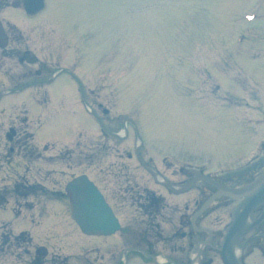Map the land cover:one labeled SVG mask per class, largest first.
<instances>
[{
  "label": "rangeland",
  "instance_id": "obj_1",
  "mask_svg": "<svg viewBox=\"0 0 264 264\" xmlns=\"http://www.w3.org/2000/svg\"><path fill=\"white\" fill-rule=\"evenodd\" d=\"M47 2L49 9L33 20L32 24L42 20H50L55 24L57 35H63L69 40H80L83 34L90 33L92 38L86 43L83 50L86 62L81 68V71L87 75L92 68L90 55L94 53H100V56L104 55L119 35V25L126 20L119 21L114 17L116 14H122L124 8H132L133 10L142 8L148 11L152 6H155L153 11L161 15L172 16L175 20L182 18L191 20L193 17L196 19L206 18V21H203L206 36L212 37L213 45L219 43L221 37H225L228 44V48L225 49L226 53L234 50L233 33L226 32L232 28L229 15L233 11L237 12L240 10L245 12L255 8L254 3L250 5L246 4L247 1L241 3L240 0H210V2L209 0H48ZM198 6L204 7L206 11L192 14ZM133 13L135 15L134 11ZM10 17L17 21L25 20V16L18 11L11 13ZM171 24L172 21L170 20L158 21L157 24H151L146 27L149 30L143 31V33L149 34V36L138 35L134 38L135 41H133L132 37L136 35H126L128 44L132 47L140 45L141 49L138 50L140 57H132L136 63L135 66L132 67L127 78L121 82V97L124 98L127 105L138 104L141 107L145 131L148 135L154 136L156 142L154 146H157L158 150L170 151L179 157L195 159L196 163L207 167L211 171L232 169L243 165L247 161L246 159L257 151L254 148L255 139L264 136V124L255 125L249 122V116L256 115L250 109L233 108L230 110L231 112H241L240 115L235 116L220 104L219 96L224 94L223 90L227 83L225 84L223 82L224 85H218L216 79L213 83L215 84V92L211 91L213 89L212 86L210 87L209 85L207 87V84H205V80H207L206 68H209L208 66L213 65L223 73L233 72L234 76H236L241 71V68L236 62L230 68L224 69L220 64H212V51L203 52L199 57V61L205 66L197 70L202 77L200 80L201 85H203L199 94L194 93V89L191 92L188 91V88L181 84L183 79H180V84L176 85L175 90L170 88L169 81L176 80L178 77L179 73L177 68L175 70V68L170 67L166 73L163 72L160 76H156L155 73H146L149 65V50L147 47L157 37L160 38L158 41L161 44L166 43ZM40 25V28L54 31L52 24L49 22H41ZM192 26L193 24L189 23L187 29ZM256 26H259V22H257ZM180 28L179 21L176 23L173 22V31H178ZM21 29H24V27L21 26ZM208 48L209 46L207 44ZM218 50L221 51V49ZM202 51L203 49H200L199 53ZM41 52L43 58L52 55L44 49ZM59 56L62 57L63 53ZM125 58V56L122 58L118 56L111 64L115 68H119L120 64L125 61ZM53 60L56 61V58ZM93 75H90L91 80L88 86L97 89L96 93L100 94V100L106 105L113 107V110L120 111V109H124L121 104L118 106L115 95L111 90L105 89L104 85H102L105 83V80L102 77L100 78L101 81L98 82L97 80H92ZM192 81L195 82V79L193 78ZM154 82L164 85V94H159L152 90L151 87ZM147 87L151 90L148 97L151 103H147L145 94ZM33 88L38 89L39 92L46 91L44 90L46 88L44 83L40 88L39 86H33ZM48 92L50 97L46 105H43L42 101L34 96H30L28 93L3 98L0 101V122H2L0 130H3L6 126L3 121L10 120L9 118L11 117L13 119L16 115H18L17 118L24 119L25 114L28 120L32 118V121L30 120L32 123L28 128V131L33 136L32 144L34 143V137L37 135L36 140L38 143L53 142L56 145V149H59L63 147V144L69 143L75 137L77 128L84 126L91 128L97 125L88 120L89 115L86 113L80 101L78 84L72 76L63 74L52 87L48 88ZM260 92L264 97V88ZM36 93V91H32L31 89V95H36ZM160 95H166L167 97L161 99L159 97ZM23 105L30 110L29 115L24 111V113L14 111L18 106L19 109H23ZM5 108L8 111H14L15 114L8 119H2L5 115ZM94 109L101 115L100 109L97 107H94ZM166 111L172 112L173 114L165 113ZM37 118L45 121V125L41 130V119L36 120ZM39 130L40 132L38 133ZM27 136H29V133ZM117 142L120 143L115 145L111 143V146H114L113 150L106 151L104 157L117 159L120 157L116 154L117 152L122 153L123 158H127L129 149H132L136 143V137L130 131L128 138L125 136V138L119 141L117 140ZM2 145L3 142L0 143V155L5 153V146L2 147ZM117 148H119V151ZM50 155L51 152L41 151L40 157L44 158L45 162L57 160L55 157H50ZM68 155L71 156L69 168L64 167L63 164L61 168H63L64 172L59 174L51 173L44 175V173H29L26 171L28 177L34 179L32 182L38 183L37 186L43 189L40 193H46L49 190H53L55 194L61 192L60 190L63 189L67 180L83 171L80 159L78 158L79 152H75L73 155L65 152V156ZM1 160L7 163L3 159ZM2 170L3 168L0 167V171ZM0 175L5 174L0 173ZM12 180L13 178L10 174H7L4 179H0V194L4 192L7 188L6 186ZM198 194L197 191L191 190V192L185 193L178 199L180 201L192 200ZM28 201L32 202L20 201L17 205L13 201L12 203L17 208L23 204L26 207L33 206L37 202L41 205L42 202H48L50 200L45 201V198L42 196H35L28 199ZM51 203L54 205L47 208L45 213L42 212V214L39 208L32 211L24 209L21 216L15 214L14 210L9 206L0 209V224H9L13 234H18L23 230L29 231L34 244L45 245L49 249L60 248L72 252L57 249L48 251L49 254L45 264H113L110 261L111 259L109 260V257L106 256L107 254L103 255L101 251L97 252L96 257L93 259L89 253L78 256L74 255L97 246L108 249V240L104 241L96 237L82 235L72 221L66 218L61 202L52 201ZM233 203L226 207L215 203L213 205L214 207L212 206L210 208L211 210L208 211L207 214L209 217L206 220L202 219L200 222L198 219L199 225L209 227L212 230L221 228L230 218V214L238 202L234 201ZM249 217L254 222L259 217V210H255ZM3 231L5 230L0 229V232ZM256 232H264L263 223L258 224L246 236L241 238L238 246L244 244L247 238L251 241L252 238L250 237H253ZM1 239L3 241V238ZM161 246L162 248L159 249L161 252L158 253L159 256H171L179 260L183 259L180 254H170L171 249L170 247L166 249L167 245ZM31 247L33 246L22 243L15 245L12 241H9L7 246H4L3 242L0 244V250L3 254L13 255L9 260L15 258L20 264L27 263L30 254L29 248ZM109 249L111 250V248ZM208 249L205 248L201 251L199 261H204L207 257L206 254H210L215 258L214 264H221V255L216 251L211 249L210 251ZM102 257H104V261L98 262L99 258L101 259ZM248 260H251L252 264H264V260H262L258 253L254 254L252 258H248ZM3 262L12 263L11 261ZM0 264L3 263L0 262ZM114 264H120L119 260L115 261ZM129 264L147 263L135 256L129 260Z\"/></svg>",
  "mask_w": 264,
  "mask_h": 264
},
{
  "label": "flooded vegetation",
  "instance_id": "obj_2",
  "mask_svg": "<svg viewBox=\"0 0 264 264\" xmlns=\"http://www.w3.org/2000/svg\"><path fill=\"white\" fill-rule=\"evenodd\" d=\"M19 0H12L11 4L16 5ZM9 3V0H0V5ZM130 131H134L131 125H129ZM130 131L128 132L130 134ZM115 137L120 138L119 134L116 132H111ZM127 133L126 137H129V134ZM136 134V133H135ZM113 136V137H114ZM18 137V133L16 134V138ZM125 138V137H124ZM119 151V148H117ZM10 151L13 152V148H10ZM134 153L136 152L138 158L132 157V154L129 151L128 153V160L131 162L130 164L122 162L120 164V161L123 159L118 157L114 161H107L103 158H99V164L103 167H100V171L102 174L101 184L106 187V184L108 183L107 179L104 178L105 174H112L114 176L119 177L122 182L118 184L119 194L127 195L132 203L134 204L131 208L130 213H135L137 215L136 222L132 221L133 225H136L143 217L144 215L148 217L149 223L148 227L143 232L141 241H152L150 228L153 227L152 224H155V227H157V224L154 221H151L154 208L155 218H158L159 215L156 216V213H161L167 220V212L169 207L173 209V213H177L179 210H182L179 214L178 223L181 226H177L176 222H174L175 230L174 233L178 236L180 235L181 239H187L189 244H195L198 241V235L199 233L193 231V226L191 219L187 221L186 224L184 221V213L183 210L185 208L186 213H191L196 207L197 203H199V197L197 199L189 200L186 205L183 204V202L180 201V199L175 200L173 203L169 204L167 202V199L160 190H154L150 187L151 180H156L158 183H163L166 187L171 188L169 186H172L168 180L171 181V183L178 185L182 184L184 180V175L181 173H184L183 168L180 169L181 173H179L175 168H172L171 177L167 176L166 173H163V171L159 168L161 165L158 160H155V158L149 156V152L147 148L142 144L138 149H136V144L133 148ZM120 155V154H119ZM124 165V166H123ZM126 166V167H125ZM106 167V168H105ZM110 167V168H109ZM158 176H161L163 178L162 181L159 180ZM191 177L190 175L188 176ZM246 181L245 178H235L230 180V182H227L228 185L231 187H236L243 185ZM162 186V185H161ZM165 186H162L164 189H166ZM191 190H195L199 192V188L197 186H193ZM190 190V191H191ZM181 195V194H180ZM209 216L206 217V219ZM131 219V218H130ZM132 220V219H131ZM198 220V219H197ZM197 220H195V224L197 223ZM164 224V222H162ZM185 227L189 228V231L185 233L183 229ZM158 229V228H157ZM161 229V227H160ZM160 235H162L161 232H159ZM259 235H255V237H258ZM210 238L212 241L217 239V236L215 233H211ZM137 244H146L142 243L140 241L136 242ZM209 247V246H208ZM212 249L211 247H209Z\"/></svg>",
  "mask_w": 264,
  "mask_h": 264
},
{
  "label": "water",
  "instance_id": "obj_3",
  "mask_svg": "<svg viewBox=\"0 0 264 264\" xmlns=\"http://www.w3.org/2000/svg\"><path fill=\"white\" fill-rule=\"evenodd\" d=\"M200 178L218 187L220 189L219 194H225L234 197L242 195L246 196V199L243 201V205L246 206V209L240 216H236L234 218L232 231H230V233L226 236L222 248L225 262L227 264H238L237 257L234 253L235 242L238 237L250 227L246 221L249 212L258 205L264 206V171L253 183L238 192L229 191L223 186L209 181L205 177ZM82 182L83 181L78 182L77 185L71 190L72 200L73 203H75V217L81 224L84 221L85 216L88 214V206L90 204L92 205L96 203V197L94 196L95 192L91 188H89V190H81Z\"/></svg>",
  "mask_w": 264,
  "mask_h": 264
}]
</instances>
